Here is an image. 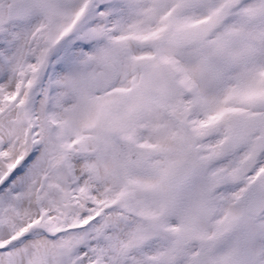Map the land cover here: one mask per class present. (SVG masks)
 <instances>
[{
	"label": "snow or ice",
	"instance_id": "1",
	"mask_svg": "<svg viewBox=\"0 0 264 264\" xmlns=\"http://www.w3.org/2000/svg\"><path fill=\"white\" fill-rule=\"evenodd\" d=\"M0 264H264V0H0Z\"/></svg>",
	"mask_w": 264,
	"mask_h": 264
}]
</instances>
